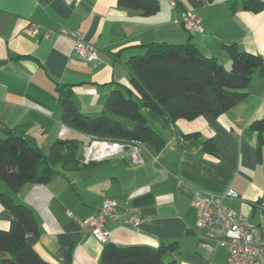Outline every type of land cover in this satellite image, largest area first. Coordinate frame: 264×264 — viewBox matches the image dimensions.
<instances>
[{
	"label": "crops",
	"instance_id": "1",
	"mask_svg": "<svg viewBox=\"0 0 264 264\" xmlns=\"http://www.w3.org/2000/svg\"><path fill=\"white\" fill-rule=\"evenodd\" d=\"M244 1L179 0L176 9L160 2L155 13L145 14L118 0H0V137L5 129L25 133L46 154L55 140L77 138L82 141L80 160H95L90 151L97 139L62 120L60 89L72 90L83 114L100 115L111 91L130 84L128 58L155 41L191 40L226 68L231 56L224 45L264 57V9L247 10ZM184 11L199 15L203 32L183 26ZM62 29L94 45L97 59L77 55L73 37ZM247 91L219 116L206 113L191 120L172 121L139 99L148 122L166 138L163 149L145 144L141 164L126 150L87 168L59 165L50 181L28 182L15 193L0 181V229L10 228L12 214L1 197L11 195L29 206L38 221L39 234L30 233L27 240L42 258L53 264H101L107 243L83 232L74 217L92 215L112 199L152 220L137 226L109 220V242L155 248L176 243L164 255L166 261L225 264V248L216 241H211L215 252L204 247L192 200L234 188L239 198L226 203L255 222L264 240V149L259 159L257 132L251 127L264 116V76L258 70ZM206 140L215 151L206 148ZM7 257L10 253L0 250V261Z\"/></svg>",
	"mask_w": 264,
	"mask_h": 264
},
{
	"label": "trees",
	"instance_id": "2",
	"mask_svg": "<svg viewBox=\"0 0 264 264\" xmlns=\"http://www.w3.org/2000/svg\"><path fill=\"white\" fill-rule=\"evenodd\" d=\"M244 2L247 10L264 9L262 0ZM118 3L145 14L155 13L160 7L157 0H118ZM224 49L231 56L230 68L216 57L205 54L191 40L147 43L143 53L133 54L127 60L131 71L129 86L113 89L100 115L80 112L72 90L61 88L58 100L63 107L62 120L90 136L91 140L137 141L161 150L166 145V138L148 122L139 99L172 121L191 120L206 113L219 116L247 96L256 70L264 76L262 55L241 50L237 45H224ZM251 127L257 132V154L261 159L264 116L254 120ZM4 131L5 136L0 137V181L14 193L28 182L50 181L59 172V165L77 169L100 161L85 163L80 160L82 141L77 138L55 140L46 154L25 133L12 129ZM204 143L207 149L215 151L211 140ZM1 201L11 212L12 219L9 229H0V250L10 253V257L2 259L0 264H53L42 258L27 240L30 233L39 234V224L32 209L15 201L11 195H3ZM175 247L176 243H163L155 248L108 242L101 254V264H177L175 260L164 259V255Z\"/></svg>",
	"mask_w": 264,
	"mask_h": 264
},
{
	"label": "built area",
	"instance_id": "3",
	"mask_svg": "<svg viewBox=\"0 0 264 264\" xmlns=\"http://www.w3.org/2000/svg\"><path fill=\"white\" fill-rule=\"evenodd\" d=\"M157 1L167 2L172 9H176L179 5V0ZM181 22L188 29L200 32L204 30L201 19L195 11H184ZM35 28L36 24H33L31 30L34 31ZM61 31L73 37L74 51L77 55L88 61L97 59L98 53L94 45L75 32L67 29ZM143 149H146V145L142 142L97 139L92 143L90 156L95 160H104L129 150L134 163L141 164L144 162ZM235 198H239V194L232 187L223 193L206 192L193 198L192 204L198 214L197 228L201 231L203 245L211 252H215L217 248L211 241H216L217 245L225 248L228 252L225 264H264V240L259 227L226 203L228 199ZM74 218L83 232L93 234L103 244L111 239L110 230L107 228L109 220L132 226L152 220L136 209L121 208L112 199L105 200L96 213L85 218L78 216Z\"/></svg>",
	"mask_w": 264,
	"mask_h": 264
},
{
	"label": "rangeland",
	"instance_id": "4",
	"mask_svg": "<svg viewBox=\"0 0 264 264\" xmlns=\"http://www.w3.org/2000/svg\"><path fill=\"white\" fill-rule=\"evenodd\" d=\"M229 68H230V67H229ZM3 136H5V135H3ZM3 136H2V137H3Z\"/></svg>",
	"mask_w": 264,
	"mask_h": 264
}]
</instances>
